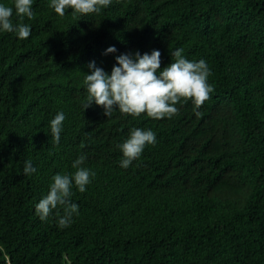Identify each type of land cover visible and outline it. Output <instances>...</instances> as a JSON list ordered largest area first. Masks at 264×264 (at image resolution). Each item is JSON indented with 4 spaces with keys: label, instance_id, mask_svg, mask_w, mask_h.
<instances>
[{
    "label": "trees",
    "instance_id": "16d2710c",
    "mask_svg": "<svg viewBox=\"0 0 264 264\" xmlns=\"http://www.w3.org/2000/svg\"><path fill=\"white\" fill-rule=\"evenodd\" d=\"M48 4L11 18L27 39L0 33V264H264V0H112L84 17ZM178 48L210 69L198 115L191 99L170 119L84 109L89 62L110 73L115 55L158 49L163 68ZM132 128L156 142L124 169ZM80 155L95 176L73 187L79 215L59 229L35 205Z\"/></svg>",
    "mask_w": 264,
    "mask_h": 264
},
{
    "label": "clouds",
    "instance_id": "9594fccd",
    "mask_svg": "<svg viewBox=\"0 0 264 264\" xmlns=\"http://www.w3.org/2000/svg\"><path fill=\"white\" fill-rule=\"evenodd\" d=\"M34 0H12V6L0 2V33H13L19 40L27 39L31 34V25L23 22L13 23L15 16L19 21L32 20ZM112 0H49L48 6L59 17H64L66 10H71L81 17L99 14ZM183 49L170 51L172 62L161 68V52L153 49L150 53L139 51L115 55L116 63L111 72H106L95 61L87 65L88 72L83 79L86 93L84 109L93 104L101 106L104 114L110 117L114 110L121 114L139 117L142 113L152 119L171 118L178 109L176 105L191 99L194 112L198 115L199 107L208 99L212 91L207 82L210 75L204 60L190 61L182 55ZM115 46H109L104 54H115ZM66 116L59 111L49 120L50 139L58 145ZM156 142L155 133L150 129L132 128L128 138L118 144L122 158L121 168L127 169L137 160L146 145ZM85 155L78 156L71 164L75 170L70 174L56 173L51 177L47 194L35 205V213L41 221H47L55 213L57 227L65 229L73 223V217L79 215V205L72 202L73 187L83 193L91 183L95 172L82 167ZM36 172L31 160H25L23 173L31 176ZM62 209L63 214H60Z\"/></svg>",
    "mask_w": 264,
    "mask_h": 264
}]
</instances>
